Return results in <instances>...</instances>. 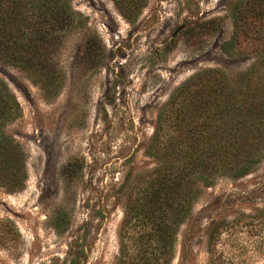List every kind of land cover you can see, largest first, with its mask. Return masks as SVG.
I'll list each match as a JSON object with an SVG mask.
<instances>
[{
	"label": "rangeland",
	"instance_id": "obj_1",
	"mask_svg": "<svg viewBox=\"0 0 264 264\" xmlns=\"http://www.w3.org/2000/svg\"><path fill=\"white\" fill-rule=\"evenodd\" d=\"M253 1L145 0L126 17L113 0H69L85 20L58 52L52 96L0 56L22 111L6 130L26 152L28 175L22 190L0 188V264H264V149L243 175L189 184V162L205 168L232 114L193 140L203 108L186 92L165 106L197 72L248 69L264 46V23L257 28L246 8ZM240 9L245 55L226 54ZM245 143L257 146L250 135Z\"/></svg>",
	"mask_w": 264,
	"mask_h": 264
},
{
	"label": "trees",
	"instance_id": "obj_2",
	"mask_svg": "<svg viewBox=\"0 0 264 264\" xmlns=\"http://www.w3.org/2000/svg\"><path fill=\"white\" fill-rule=\"evenodd\" d=\"M113 1L126 17L138 14L145 3V0ZM246 8L254 10L257 28H261L264 23V0H254ZM237 13L234 31L222 44L221 50L230 55H245V50L237 46L241 42L239 20L243 18V9ZM81 20L85 19L72 8L69 0H0V56L24 71L40 85L46 96L56 95L63 75L58 65V52L67 35L79 27ZM251 55L248 69L235 78L221 69H204L190 76L165 103L166 107H173L181 97L179 94L186 92L190 95V102L207 113L193 129H188L193 140L199 139L204 128L212 130V133L213 129H218L213 125L216 119L223 120V113L224 116L228 112L232 114V117L224 118L223 125L219 127V135L224 137L223 145H211L210 140L205 168L197 171L198 162H189L193 167L189 184L192 181L208 183L211 181L209 176L214 174L243 175L258 161L260 150L264 149V119L261 118L264 95L259 100L256 98L257 88L264 89V46L254 48ZM242 93L250 94V97L239 103L234 98ZM21 113L17 98L0 78V188L10 193L22 190L28 176L26 152L6 130L7 125L19 118ZM159 115L161 118V112ZM249 135L257 140L256 147L245 143ZM216 148L224 155L222 160L212 156ZM234 151L238 156H228ZM181 219L182 215L177 216L176 223ZM169 242L174 245L172 239Z\"/></svg>",
	"mask_w": 264,
	"mask_h": 264
}]
</instances>
